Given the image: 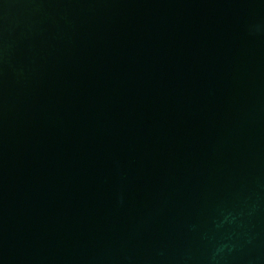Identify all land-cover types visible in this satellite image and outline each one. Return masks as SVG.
Returning a JSON list of instances; mask_svg holds the SVG:
<instances>
[{"label": "water", "instance_id": "water-1", "mask_svg": "<svg viewBox=\"0 0 264 264\" xmlns=\"http://www.w3.org/2000/svg\"><path fill=\"white\" fill-rule=\"evenodd\" d=\"M0 264H264V0H0Z\"/></svg>", "mask_w": 264, "mask_h": 264}]
</instances>
